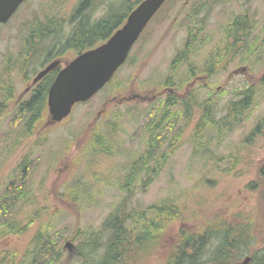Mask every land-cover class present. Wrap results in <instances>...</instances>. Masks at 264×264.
Returning a JSON list of instances; mask_svg holds the SVG:
<instances>
[{"label": "rangeland", "instance_id": "1", "mask_svg": "<svg viewBox=\"0 0 264 264\" xmlns=\"http://www.w3.org/2000/svg\"><path fill=\"white\" fill-rule=\"evenodd\" d=\"M122 1L95 0L92 17L103 18L111 7L118 10ZM202 1L167 0L147 24L113 78L88 101L76 103L60 123H49L45 108L40 118L35 117L28 123L30 113L19 109L17 104L30 97L27 87L33 84L38 71L30 67L24 73L16 66V61L27 26L36 21L57 23L66 19L79 0H25L7 22L0 24V82L7 76L11 87L0 110V189L9 178L17 176L18 166L29 160L26 164L28 196L11 214L22 229L17 234L0 237V250H30L37 231L60 228L65 232L59 241L64 250L62 262L68 256L70 264H78L74 256L78 238L67 237L77 228L83 230L82 237L97 231L109 211L122 202L129 209L145 207L170 195L185 205L189 213L199 212L207 218L228 217L230 211L254 205L255 194L244 186L255 178L257 166L264 161V132L248 137L264 116L261 87L247 117L232 128L221 143L208 142L205 151L194 154L191 128L196 116L189 122L180 121L183 129L178 130L176 147L156 177L145 188L139 180L132 183L128 191L121 187L130 158L147 148L144 124L167 94L176 89L163 84L170 72L174 85L182 79L184 71L191 73L187 83L174 93H189L197 102L212 94L216 119L223 117L226 104L236 100L239 90L257 82L264 74V60L252 65L237 54L218 70L209 59L215 50L223 51V30L229 20L249 13L255 21L250 61L255 60L254 55L264 50V0H207L202 10L195 13ZM121 11L123 7L119 13ZM199 26H203L200 35L203 45L193 47L195 49L186 55L187 61L171 69L189 33ZM63 27L71 29L66 24ZM71 55L65 54L63 58ZM9 56L15 61L12 68L5 67ZM91 132L102 135V146L87 147ZM141 176L139 174L138 178ZM69 186L75 187L76 201L66 193ZM237 198L238 206L230 208ZM200 224L198 217L186 225L193 228ZM176 227L177 224L170 226L172 231ZM106 236L107 233L102 238ZM66 241L72 244L70 250L64 247ZM162 257L158 250L142 264H162Z\"/></svg>", "mask_w": 264, "mask_h": 264}, {"label": "trees", "instance_id": "2", "mask_svg": "<svg viewBox=\"0 0 264 264\" xmlns=\"http://www.w3.org/2000/svg\"><path fill=\"white\" fill-rule=\"evenodd\" d=\"M94 1L79 0L70 16L57 23L53 20L47 23L36 21L27 26L16 66L24 73L30 67L36 72L56 57L69 53L73 57L95 46L120 27L141 0H123L120 2L122 6H117L118 10L111 7L109 13L99 20L92 17ZM206 1L200 2L195 13L202 10ZM122 7L123 11L119 13ZM62 23L69 25L71 29H64ZM254 28V17L249 13L233 16L223 30V51L215 50L209 55L212 67L218 70L223 68L237 54L252 65L264 60V50H260L254 55L255 60L250 61V56L253 55L250 47L253 43L250 41L254 37ZM262 29L264 30V22ZM202 30L203 26H199L189 33L184 49L174 58L171 69L175 70L183 65L187 61L186 55L195 49L193 47L203 45V37H200ZM8 58L9 63L5 67H14L15 61L11 56ZM170 73L163 84L175 87L173 93L191 78V73L184 71L182 79L174 85L171 81L173 73ZM53 78L52 72L47 74L34 86L27 100L17 102L19 109L30 113L28 123L35 117L40 118L42 111L46 109L47 91ZM260 87L264 91V74L257 82L239 90L236 100H230L226 104L225 114L219 119H216V110L213 108L216 102L212 101V94L206 100L197 102L198 99L189 93H168L159 108L152 111L151 119L144 124L147 148L130 158L132 160L125 167L121 187L128 191L130 185L139 180L145 188L156 177L176 147L177 137L180 135L178 130L183 129L181 124L179 126L180 121L189 122L196 116L191 128L194 154L200 150L205 151L208 142L221 143L231 129L247 117ZM10 90L8 77L5 76V80L0 82V110ZM256 132H264V116L256 122L248 137ZM101 138V134L91 132L87 147H97ZM102 145L103 142L100 146ZM28 162L29 160L23 161L15 171L18 172L17 176L9 178L0 189V237L17 234L22 229V225L11 214L17 204L28 196ZM139 174H142L140 178ZM244 188L255 194L254 205H245L244 210L239 208L235 212L230 211L228 217L215 215L207 218L199 212L189 213L185 205L168 195L145 207L129 209L124 202L115 205L104 217L97 231H91L82 237L83 230L77 228L67 239L78 238L74 255L78 264H142L147 256H153L158 250L163 254L162 264H234L247 256V264H264V161L257 166L255 178L248 180ZM74 190L75 187L69 186L66 193L76 201L77 193ZM238 198L230 208L238 206ZM198 217L202 224L193 228L186 225ZM172 224H177L175 231L170 228ZM64 233L60 228L39 230L32 237L33 246L30 250H0V264H70L68 256L62 262L64 250L59 241ZM105 233L107 236L102 238Z\"/></svg>", "mask_w": 264, "mask_h": 264}, {"label": "water", "instance_id": "3", "mask_svg": "<svg viewBox=\"0 0 264 264\" xmlns=\"http://www.w3.org/2000/svg\"><path fill=\"white\" fill-rule=\"evenodd\" d=\"M24 0H0V24L7 22ZM166 0H141L125 22L105 42L77 54L57 73L47 92L49 123L66 118L77 102L87 101L103 88L126 61L149 20ZM59 65L51 61L39 70L33 83ZM69 241L64 247L71 249ZM245 257L240 264H246Z\"/></svg>", "mask_w": 264, "mask_h": 264}, {"label": "flooded vegetation", "instance_id": "4", "mask_svg": "<svg viewBox=\"0 0 264 264\" xmlns=\"http://www.w3.org/2000/svg\"><path fill=\"white\" fill-rule=\"evenodd\" d=\"M235 56H236V55H235ZM235 56H234V57H235ZM71 58H72L71 56H70L69 58H63V56H59V57L54 58V59L51 60V61L59 60V65H58L57 67H55L54 69H52V70H51L50 72H48L47 74H49V73L52 72V73L54 74V78H55V76L57 75L58 71H59V70H60V69H61V68H62V67H63V66H64V65H65V64L71 59ZM51 61H50V62H51ZM50 62H48V63H50ZM48 63H47V64H48ZM229 63H230V62H229ZM45 65H46V64H45ZM45 65H44V66H45ZM44 66H43V67H44ZM43 67H40L39 69H41V68H43ZM39 69H38V70H39ZM38 70H37V71H38ZM37 71H36V72H37ZM47 74H46V75H47ZM46 75H44V76H46ZM54 78H53V80H54ZM38 82H39V81H38ZM38 82H37V83H38ZM52 82H53V81H52ZM37 83H33V84L29 85V86L27 87V91H31V92H32L33 89H34V86H35ZM50 85H51V84H50ZM49 87H50V86H49ZM171 90H172V89H171ZM31 92H30V93H31ZM47 92H48V91H47Z\"/></svg>", "mask_w": 264, "mask_h": 264}]
</instances>
